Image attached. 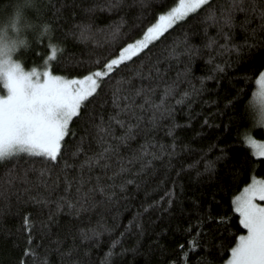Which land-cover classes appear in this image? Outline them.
Wrapping results in <instances>:
<instances>
[{
	"label": "trees",
	"instance_id": "1",
	"mask_svg": "<svg viewBox=\"0 0 264 264\" xmlns=\"http://www.w3.org/2000/svg\"><path fill=\"white\" fill-rule=\"evenodd\" d=\"M17 2L0 0V17ZM179 4L34 0L31 46L18 59L26 71L83 80ZM227 8L210 0L97 78L56 161L0 164V264H183L185 255L187 264H226L246 233L232 201L264 179V158L244 143L264 137L251 104L264 31L250 12L235 11V26H225Z\"/></svg>",
	"mask_w": 264,
	"mask_h": 264
},
{
	"label": "snow or ice",
	"instance_id": "2",
	"mask_svg": "<svg viewBox=\"0 0 264 264\" xmlns=\"http://www.w3.org/2000/svg\"><path fill=\"white\" fill-rule=\"evenodd\" d=\"M209 3L210 0H180L179 7L173 9L167 16L161 15L160 23L148 28L143 42L129 45L124 52L129 53L130 59L131 55L135 54V49L146 44L154 34L163 32L170 24L186 16L188 12ZM227 3L228 8L224 10L220 18L225 26L229 28L235 26L232 23L235 11L250 12L260 19L258 28L264 31V0H227ZM256 31L254 29L252 34L255 35ZM227 38L225 36V39ZM235 50L238 51V47ZM52 52L54 59L56 52L54 46ZM124 59L122 53L120 60L113 59L106 65V72L96 71L84 80L63 79L47 71L42 75L34 71L13 70L8 73L4 83L0 84V93H2L0 94V164L21 156L42 157L49 162L56 161L61 142L68 134L69 122L79 114L82 102L99 86L96 78L111 72L113 66ZM258 85L251 104L257 116L258 125L264 128V73L260 74ZM113 120L121 127L124 126L115 117ZM100 131L104 132L105 129L100 128ZM169 134H172L171 131ZM244 143L254 156L264 157V143H259L250 136ZM86 163L89 167L92 166L91 161ZM46 171L41 170V177L46 175ZM24 182H28L27 173H25ZM99 190L104 191L103 188ZM257 201H264V179L253 177L232 201L233 210L239 214V224L246 230V234L238 237L235 246L230 250V258L226 264H264V205ZM34 202L44 206L49 203L46 199L39 198H34ZM68 207L72 208L74 205L69 203ZM60 210L61 207L58 204L57 211ZM221 222L226 223L227 220L222 218ZM28 223L26 217L25 225L27 226ZM84 238H88L86 233ZM116 243L113 241L112 246L114 247ZM196 247L198 243L195 240L191 241L188 250L194 251ZM106 255L110 256L111 251ZM183 264H187L186 255L183 257ZM206 264L211 262L208 261Z\"/></svg>",
	"mask_w": 264,
	"mask_h": 264
},
{
	"label": "clouds",
	"instance_id": "3",
	"mask_svg": "<svg viewBox=\"0 0 264 264\" xmlns=\"http://www.w3.org/2000/svg\"><path fill=\"white\" fill-rule=\"evenodd\" d=\"M33 2L18 0L7 15L0 17V84L13 70L25 72L18 55L31 46L29 33L33 31L34 22L28 11Z\"/></svg>",
	"mask_w": 264,
	"mask_h": 264
},
{
	"label": "rangeland",
	"instance_id": "4",
	"mask_svg": "<svg viewBox=\"0 0 264 264\" xmlns=\"http://www.w3.org/2000/svg\"><path fill=\"white\" fill-rule=\"evenodd\" d=\"M179 7V6H178ZM201 7V6H200ZM198 9V8H197ZM197 9H195V10H197ZM194 10V11H195ZM194 11H190V12H188L187 13V15L189 14V13H191V12H194ZM168 15V14H167ZM166 15V16H167ZM185 17V16H184ZM180 20V19H179ZM178 20H176L175 22H177ZM175 22H173L172 24H170L167 28H165V30L166 29H168L170 26H172ZM160 23V22H159ZM164 30V31H165ZM163 31V32H164ZM163 32H161V33H157V34H154L153 35V37H151V38H149L148 39V41H147V43L146 44H144L142 47H139V48H136L135 49V54H137L138 52H140L142 49H144L145 47H146V45H148L149 43H151L152 41H154L157 37H159ZM144 41V38L142 39V40H140L139 42H136L135 44H133V45H136V44H138V43H141V42H143ZM128 48V47H127ZM123 53V55H124V57H125V59L124 60H122L121 62H123V61H126V60H128L129 58V53H126V52H122ZM134 54V55H135ZM134 55H131V57H133ZM121 56V55H120ZM120 56L116 59V60H120ZM120 62V63H121ZM25 72H33V71H26L25 70ZM36 73H39V72H37V71H35ZM40 74V73H39ZM42 75V74H41ZM97 79V78H96ZM84 80V79H83ZM258 87H259V85H258ZM258 87H257V89H258ZM262 131H263V136H264V128H262ZM253 139V138H252ZM254 140H256V139H254ZM257 142H259V143H264V137L262 138V139H260V140H256ZM264 158V157H263ZM257 203H260L261 205H264V201H257ZM246 234V233H245ZM244 234V235H245Z\"/></svg>",
	"mask_w": 264,
	"mask_h": 264
}]
</instances>
